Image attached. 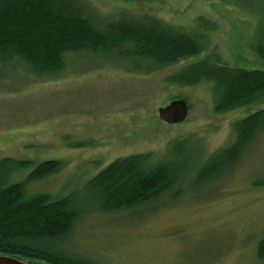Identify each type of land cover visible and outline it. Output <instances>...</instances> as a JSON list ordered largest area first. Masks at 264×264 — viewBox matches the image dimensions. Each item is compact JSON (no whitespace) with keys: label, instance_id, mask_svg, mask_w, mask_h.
<instances>
[{"label":"rangeland","instance_id":"374dc122","mask_svg":"<svg viewBox=\"0 0 264 264\" xmlns=\"http://www.w3.org/2000/svg\"><path fill=\"white\" fill-rule=\"evenodd\" d=\"M98 11L146 12L192 34L202 51L149 74L109 56L71 55L57 73L39 74L0 59V159L61 168L27 186L55 198L73 194L80 215L47 245L76 264H264V118L235 161L207 169L212 154L235 137L236 120L264 100L217 112L213 84H178L168 76L208 57L230 67L263 69L255 52L264 4L241 8L223 0H88ZM188 106L184 121L166 123L158 108ZM146 154L175 169L176 184L133 207L103 212L88 180L118 157ZM211 173V174H209ZM205 174V175H204Z\"/></svg>","mask_w":264,"mask_h":264},{"label":"trees","instance_id":"16d2710c","mask_svg":"<svg viewBox=\"0 0 264 264\" xmlns=\"http://www.w3.org/2000/svg\"><path fill=\"white\" fill-rule=\"evenodd\" d=\"M223 1L244 9L264 4V0ZM254 48L264 59V21ZM202 49L192 34L146 12L102 13L88 0H0V59L21 61L39 74L57 73L71 55L85 54L109 56L129 64L133 73L149 74L196 56ZM168 80L181 85L211 82L217 112L264 100L263 69L230 67L208 57L184 66ZM263 118L264 107L236 120L234 140L212 154L207 169L216 171L235 161ZM31 165L29 160L0 159V254L37 264H76L47 245L67 235L79 217L74 195L55 198L45 192L27 193L30 183L57 172L62 162L42 161L23 180L9 181L14 170ZM176 179L169 162L152 163L141 153L115 158L85 186L96 194L99 210L107 212L153 199L176 184ZM257 248V256L264 257V237Z\"/></svg>","mask_w":264,"mask_h":264},{"label":"water","instance_id":"95a60500","mask_svg":"<svg viewBox=\"0 0 264 264\" xmlns=\"http://www.w3.org/2000/svg\"><path fill=\"white\" fill-rule=\"evenodd\" d=\"M188 114V106L183 99H174L163 107L158 108V118L166 123L184 121ZM0 264H37L18 257L0 254Z\"/></svg>","mask_w":264,"mask_h":264}]
</instances>
